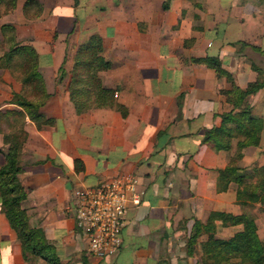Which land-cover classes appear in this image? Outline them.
<instances>
[{"label": "crops", "instance_id": "0c3cea01", "mask_svg": "<svg viewBox=\"0 0 264 264\" xmlns=\"http://www.w3.org/2000/svg\"><path fill=\"white\" fill-rule=\"evenodd\" d=\"M42 0L41 16L27 20L22 2L0 18L16 28L20 43L38 53V70L48 96L40 111L53 119L38 128L27 115V137L19 157L18 177L27 189L24 206L32 225L43 230L66 264H201L200 236L188 252L194 219L205 221L211 210L234 214L250 209L261 238L264 201L247 207L236 200L235 184L218 191V169L234 158L238 166L264 165V126L258 145L238 156L236 139L227 150L204 140L220 114L234 106L225 76L193 57L217 56L235 83L257 77L252 61L262 55L261 31L250 26L246 4L237 0ZM100 2V3H95ZM101 4V5H100ZM164 4L167 5L164 7ZM100 5V6H98ZM248 23V24H247ZM92 34L102 38L109 68L100 70L104 86L115 90V106L78 112L68 84L73 55ZM259 35V36H258ZM237 40L249 44H233ZM21 89L8 68H0V115L17 108L11 102ZM252 111L264 118V86L248 95ZM7 129V123L1 122ZM8 144L0 131V165ZM75 159L82 163L76 169ZM121 172L136 176L142 192L129 207L122 244L110 258L88 252V236L80 229L73 202L79 189ZM241 224H217L216 235L228 237ZM0 264H27L20 241L0 198ZM33 264H48L38 258Z\"/></svg>", "mask_w": 264, "mask_h": 264}, {"label": "trees", "instance_id": "16d2710c", "mask_svg": "<svg viewBox=\"0 0 264 264\" xmlns=\"http://www.w3.org/2000/svg\"><path fill=\"white\" fill-rule=\"evenodd\" d=\"M17 1L0 0V17L11 12ZM42 10L41 0L22 2V13L27 20L39 17ZM0 32V68H8L21 82L20 91L14 92L11 98V102L18 107L0 115V131L3 132L4 142L8 144L4 154L5 161L0 165L2 208L17 234L27 264H33L38 258L45 259L48 264H65L56 253L54 245L45 240L43 230L29 225L28 213L22 205L27 189L18 177L21 170L19 157L27 137L23 128L25 116L33 120L38 128L53 121L40 111L48 92L44 77L38 70V53L32 45L17 40L14 24L1 23ZM232 43L240 47L249 44L244 40ZM250 46L264 56V46ZM102 48V38L98 34H92L77 47L68 84L70 99L78 112L88 107L115 106L125 113L123 105L115 99V90L101 82L99 71L111 65L110 60L102 55ZM192 60L214 68L218 76H225L231 82V87L221 91L235 100L233 108L220 114V123L206 129L204 140L211 142L218 150H227L232 146L233 139H236L238 156H241L246 146L258 145L264 126V118L252 111V105L248 101L249 94L264 86V64L251 62L257 77L242 87L235 83L232 73L222 66L217 56L193 57ZM2 121L9 125L7 129L1 126ZM75 167L78 170L83 167L79 159H75ZM217 172L218 191H224L234 183L238 203L251 207L255 202L264 201V165L238 166L232 158ZM217 224H241L242 228L228 237H221L216 235ZM202 235L205 238L201 241V264H264V238L258 234L255 214L250 209L237 214L211 210L205 221L195 218L186 241L188 252L192 251L193 245ZM82 264H87L85 258H82Z\"/></svg>", "mask_w": 264, "mask_h": 264}, {"label": "built area", "instance_id": "2783aa9c", "mask_svg": "<svg viewBox=\"0 0 264 264\" xmlns=\"http://www.w3.org/2000/svg\"><path fill=\"white\" fill-rule=\"evenodd\" d=\"M141 194L136 176L129 172L76 191L73 208L78 226L88 236L89 253L110 258L118 252L127 211L140 203Z\"/></svg>", "mask_w": 264, "mask_h": 264}, {"label": "rangeland", "instance_id": "374dc122", "mask_svg": "<svg viewBox=\"0 0 264 264\" xmlns=\"http://www.w3.org/2000/svg\"><path fill=\"white\" fill-rule=\"evenodd\" d=\"M41 2H42V0H41ZM85 3H86V1H84V0H78V5H80V4L84 5ZM95 3H100V2H95ZM243 3L246 4L245 8H246L247 12H249V13H247V17L250 18V21H251L250 22V26L252 28H254V29L258 28L255 31V34H256V32L258 30L261 31V35H262L261 41H262V43H261L260 46L263 47L264 46V0H237V4L238 5H242ZM42 4H43V2H42ZM115 4H116V0H114V5ZM100 5H98V6H100ZM43 10H44V4H43ZM43 10H42V12H43ZM41 14H40V16H41ZM2 16H4V14ZM2 16L0 18H2ZM16 37H17V34H16ZM0 38H1V32H0ZM17 40H18V38H17ZM261 57H262V60L260 58H258L257 62L260 63V64H264V56L262 55ZM22 205L24 206L23 201H22ZM26 211L28 213L27 208H26ZM28 222H29L30 226L37 227V226H34V225L31 224L29 213H28ZM260 225H261V228H262L261 232L264 233V225L263 226H262V224H260ZM61 261H62V259H61ZM63 263H65V262H63Z\"/></svg>", "mask_w": 264, "mask_h": 264}]
</instances>
